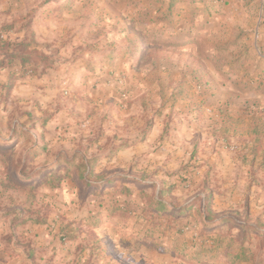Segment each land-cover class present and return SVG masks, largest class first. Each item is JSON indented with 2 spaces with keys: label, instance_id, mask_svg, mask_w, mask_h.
<instances>
[{
  "label": "rangeland",
  "instance_id": "rangeland-1",
  "mask_svg": "<svg viewBox=\"0 0 264 264\" xmlns=\"http://www.w3.org/2000/svg\"><path fill=\"white\" fill-rule=\"evenodd\" d=\"M243 1L251 23L262 0ZM131 2L0 0V264H207L215 246L199 245L212 241L238 244L239 255L264 250V192L233 212L237 220L197 232L155 208L160 189L181 203L173 193L187 178L135 147L157 123L152 148L172 138L175 113L196 119L206 78L190 64L197 40L161 41L158 18Z\"/></svg>",
  "mask_w": 264,
  "mask_h": 264
},
{
  "label": "crops",
  "instance_id": "crops-1",
  "mask_svg": "<svg viewBox=\"0 0 264 264\" xmlns=\"http://www.w3.org/2000/svg\"><path fill=\"white\" fill-rule=\"evenodd\" d=\"M132 1L142 16L158 18L153 25L161 31V41L182 46L197 40L202 51L190 64H196L194 69L198 67L206 78L199 104L191 107L196 119L176 120L175 113L172 138L152 148L163 127L157 123L135 147L161 172L170 174L174 169L180 180L187 178L173 193L181 203L156 199L154 206L160 213L172 214L173 225H186L190 232L212 226L206 219L210 212L226 217L224 226L237 220L233 212L247 201L255 205L263 200L253 195L264 192V0L249 16L256 15L251 23L246 22L249 9L243 0ZM185 106L174 108L181 111ZM188 203L192 205L185 210ZM216 243L200 242L199 249L215 246L207 264H237L238 244L233 249L230 242ZM175 247L176 243L170 244L167 250L172 253Z\"/></svg>",
  "mask_w": 264,
  "mask_h": 264
},
{
  "label": "trees",
  "instance_id": "trees-1",
  "mask_svg": "<svg viewBox=\"0 0 264 264\" xmlns=\"http://www.w3.org/2000/svg\"><path fill=\"white\" fill-rule=\"evenodd\" d=\"M44 69L46 68V66L44 65L43 67ZM25 74H22V76H24ZM14 80H11L10 82V87L14 84L13 83ZM68 170L70 168L73 167L75 168V170H77L78 172V177H81V179L84 180V184L86 185V187L90 186L91 183L86 180L85 176L83 175V170L79 167V165L73 163L71 160H68ZM88 169V168H87ZM92 169V168H91ZM70 172V171H68ZM39 173V172H38ZM37 173V174H38ZM31 176V175H30ZM35 175H32V177H34ZM63 180V179H62ZM116 180H118L117 177L115 178H112L110 179L108 182H106V185H108L109 183L111 182H115ZM52 188H56L58 187V185L61 183V177L60 176H52L49 181L47 182ZM96 186H100L102 185L103 183L99 182V183H95ZM104 185V184H103ZM172 187L168 188V190H171ZM162 189H160V192L158 193V201H161L162 202ZM205 201L207 202V206H208V202H209V196L207 195L206 196V199ZM190 205H192V203H188L187 205L184 206L185 210H188L190 208ZM184 213V212H183ZM206 219L207 221L209 220V216L208 214L206 215ZM226 220L227 218H220V219H213L212 222H210L211 225H215V226H220L222 224H225L226 223ZM26 221L25 220H20V221H17V225H21V224H24ZM44 222L43 220L40 222L42 223ZM252 228H249V227H245L244 230H243V237H242V242H245L247 240V238H250V232H251ZM257 235L259 236L260 240L261 241H264V232L263 231H259L257 232ZM259 248H262V244L259 245ZM239 257H243V260L247 263V264H264V250L262 249V251L260 253H258L257 256H255L254 254H251V255H246V253L244 252L242 255H235L234 258L235 259H238ZM233 264V263H232Z\"/></svg>",
  "mask_w": 264,
  "mask_h": 264
}]
</instances>
